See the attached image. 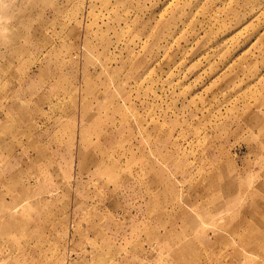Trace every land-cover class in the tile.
Segmentation results:
<instances>
[{
	"label": "rangeland",
	"instance_id": "rangeland-1",
	"mask_svg": "<svg viewBox=\"0 0 264 264\" xmlns=\"http://www.w3.org/2000/svg\"><path fill=\"white\" fill-rule=\"evenodd\" d=\"M0 264H264V0H0Z\"/></svg>",
	"mask_w": 264,
	"mask_h": 264
}]
</instances>
